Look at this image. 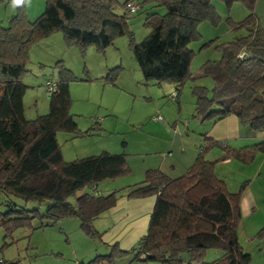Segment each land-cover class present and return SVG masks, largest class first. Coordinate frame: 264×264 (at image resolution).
I'll list each match as a JSON object with an SVG mask.
<instances>
[{
  "label": "trees",
  "instance_id": "obj_1",
  "mask_svg": "<svg viewBox=\"0 0 264 264\" xmlns=\"http://www.w3.org/2000/svg\"><path fill=\"white\" fill-rule=\"evenodd\" d=\"M7 1L16 6L17 13L6 27L0 26V194L25 204H44L46 210L41 213L38 209L16 208L8 199L0 226L9 235L17 228L32 229L34 220L45 226L75 218L86 236L101 240L94 221L114 207L120 190L106 195L84 190H95L101 181L128 174L126 155L101 152L63 161L56 133L80 134L70 112L71 75L59 64L55 90L48 95V113L26 120L22 76L28 50L55 32H61L66 43L80 51L92 46L102 52L115 38L128 35L143 79L157 85L174 83L178 97L191 76L192 51L188 45L197 37L200 23L216 22L215 9L210 0H146L164 6L166 12L147 15L145 23L151 32L136 44L128 30V19L140 9L135 0L120 4L124 11L121 15L115 13L117 0H45L43 13L33 22L26 19L23 0ZM221 1L227 8L241 2L250 10L244 20L230 23L233 30L243 29L246 35L224 45L219 61L202 65L201 74L212 78L213 88L209 97L204 87H193L194 114L209 125L232 115L241 126L263 132L264 32L253 12L256 0ZM130 4L133 12H128ZM242 52L245 56L239 58ZM114 79L106 78L110 83ZM95 125L100 128L98 123ZM202 141L204 145L184 174L171 178L160 169H148L141 182L127 187L129 199L156 196L147 231L131 250L121 251L112 245L107 254L96 256L95 262L113 264L118 258L132 255L134 260L141 257L161 264H252L238 239L240 201L248 181L231 192L216 174L215 165L226 159L253 163L264 154V140L241 148L221 147V158L214 161L206 160L204 154L215 142L205 133ZM260 233L263 236L264 229ZM209 249L220 251L221 256L203 262ZM184 253L188 261L179 257ZM0 260V264H6Z\"/></svg>",
  "mask_w": 264,
  "mask_h": 264
},
{
  "label": "rangeland",
  "instance_id": "obj_2",
  "mask_svg": "<svg viewBox=\"0 0 264 264\" xmlns=\"http://www.w3.org/2000/svg\"><path fill=\"white\" fill-rule=\"evenodd\" d=\"M117 1L119 5L115 13L121 15L124 11L120 4L125 0ZM135 1L140 9L128 19V30L133 42L139 44L151 32L145 23L147 15H163L166 9L152 1ZM210 1L217 20L197 26L198 35L188 45L192 51L191 76L185 81L176 101L169 99L176 91L174 83L157 85L152 80L143 79L133 58L128 35L115 38L102 52L92 46L80 51L76 46L68 45L61 32H55L32 44L28 50L22 76V83L26 86L24 118L34 120L48 113L45 85L47 81L56 82L60 64L71 75L70 112L80 132L77 136L56 133L63 161L71 162L101 152L124 153L131 171L122 177L131 181L129 184H134L143 180L144 175L140 174L143 165L168 155L176 164L173 175H182L188 160L193 161L200 146L204 145L202 134L209 126L208 121H202L194 114L193 87H204L209 97L213 88L212 78L203 77L201 67L207 62L219 61L224 45L246 35L243 29L233 30L230 23L244 20L250 12L241 2L227 8L221 0ZM23 6L26 19L33 22L43 13L45 0H23ZM253 12L264 32V0H256ZM16 13L14 4L0 0V26L6 27ZM113 76V83L106 80ZM158 115L162 117V123L153 120ZM167 142L168 148L163 152ZM216 152L219 153L217 159L212 155ZM222 153L221 146H213L204 155L218 160ZM218 162L221 175L232 192L238 191L243 181H248L245 191L250 192L253 200H250L249 213L240 214L238 239L242 249L251 256L252 264H264V235L260 236L264 229V154L258 155L248 165L235 160ZM259 166H263L260 171ZM117 180L121 179L104 180L97 183L95 190L86 188L84 191L106 195L120 189L117 187L122 184ZM8 199L16 208L38 209L41 213L46 210L44 204H25L18 198L0 194V215L7 212ZM107 251L101 240L91 239L81 231L75 218L45 226L34 220L32 229L17 228L9 235L0 226V257L6 264H107L95 262L96 256L105 255ZM220 256V251L209 249L202 260L210 263ZM113 264L161 263L134 260L132 255H128L116 259Z\"/></svg>",
  "mask_w": 264,
  "mask_h": 264
},
{
  "label": "crops",
  "instance_id": "obj_3",
  "mask_svg": "<svg viewBox=\"0 0 264 264\" xmlns=\"http://www.w3.org/2000/svg\"><path fill=\"white\" fill-rule=\"evenodd\" d=\"M177 98L178 97H176L175 101L177 100ZM203 133L206 134V137L208 139L214 141L215 142L214 146L217 147L228 146L229 148H241L264 140V131L254 132L247 127H243L239 124L237 118L232 115L217 121L213 125H209L208 128H206V130ZM167 144L168 142L166 143V146L164 145L162 151L168 148ZM173 145L170 149L173 148ZM169 152L170 151L167 150V154H169ZM218 154L216 152L212 155H214L215 156L214 158L217 159L219 157ZM204 158L210 161L215 160L214 158L209 159L210 157H206V156H204ZM222 161L230 163L231 160L226 159ZM192 162L193 161L188 160V162L184 167V171H182L183 172L182 174L186 172V170L189 168ZM218 163L219 162H217L215 165V172L219 177L223 178V175H221L222 169L220 168ZM262 167L263 166H259L258 170L260 171ZM153 168L160 169L162 172H164L166 175H168L171 178H175L181 175V173H179L180 175H175V176L173 175L177 168H176V164L171 161V158H169L168 155L166 157L164 156L163 158H159L156 161H151L146 166L143 165L140 174L142 175L143 173L144 175L146 170ZM118 179H121L117 181H120L119 184L122 185L117 187V189L120 188L118 189L120 190V192L118 193L116 203L114 207L102 213L94 221V227L98 232L102 234L101 243H103L106 250L109 251L110 246L117 245V247L121 251L126 252L134 248L137 242L139 241V239L145 235L148 228L150 214L152 212L156 200V196L151 195L142 198L129 199L126 196L127 194L126 188L133 184H129L131 183V181L129 182L127 178L122 177ZM229 190L232 192L231 189ZM250 200H253V197L251 196L249 191H245L240 201L241 215L249 213V204L251 203ZM123 257H127V256H123ZM139 260L144 261L141 257Z\"/></svg>",
  "mask_w": 264,
  "mask_h": 264
},
{
  "label": "built area",
  "instance_id": "obj_4",
  "mask_svg": "<svg viewBox=\"0 0 264 264\" xmlns=\"http://www.w3.org/2000/svg\"><path fill=\"white\" fill-rule=\"evenodd\" d=\"M133 11H134V8H133V6L130 4L129 7H128V12H133ZM243 56H245V53H244V52L238 54V57H239V58H242ZM45 87H46V94L49 95V94H51V93L55 90V83H54V82H51V81H48V82H46ZM175 98H176V93H173V94H171V95L169 96V99H171V100H175ZM153 120H154V121H158V122H160V123L163 122L162 117L159 116V115L153 117ZM0 263H1V260H0Z\"/></svg>",
  "mask_w": 264,
  "mask_h": 264
},
{
  "label": "water",
  "instance_id": "obj_5",
  "mask_svg": "<svg viewBox=\"0 0 264 264\" xmlns=\"http://www.w3.org/2000/svg\"><path fill=\"white\" fill-rule=\"evenodd\" d=\"M179 257L185 261L189 260L188 254L184 253V254H180Z\"/></svg>",
  "mask_w": 264,
  "mask_h": 264
},
{
  "label": "clouds",
  "instance_id": "obj_6",
  "mask_svg": "<svg viewBox=\"0 0 264 264\" xmlns=\"http://www.w3.org/2000/svg\"><path fill=\"white\" fill-rule=\"evenodd\" d=\"M174 93H176V92H174ZM177 97V96H176ZM176 99V98H175Z\"/></svg>",
  "mask_w": 264,
  "mask_h": 264
}]
</instances>
